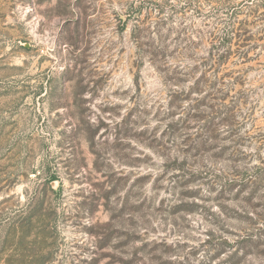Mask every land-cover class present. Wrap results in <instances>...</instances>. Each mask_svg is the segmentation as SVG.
<instances>
[{
	"label": "rangeland",
	"instance_id": "rangeland-1",
	"mask_svg": "<svg viewBox=\"0 0 264 264\" xmlns=\"http://www.w3.org/2000/svg\"><path fill=\"white\" fill-rule=\"evenodd\" d=\"M0 264H264V0H0Z\"/></svg>",
	"mask_w": 264,
	"mask_h": 264
}]
</instances>
